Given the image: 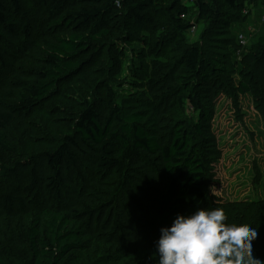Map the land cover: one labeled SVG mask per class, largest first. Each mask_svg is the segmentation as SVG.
Returning a JSON list of instances; mask_svg holds the SVG:
<instances>
[{
    "label": "trees",
    "instance_id": "1",
    "mask_svg": "<svg viewBox=\"0 0 264 264\" xmlns=\"http://www.w3.org/2000/svg\"><path fill=\"white\" fill-rule=\"evenodd\" d=\"M240 1L219 0L232 11ZM196 3L190 20L176 0H0V264H155L159 229L207 208L221 157L216 89L252 87L213 78L203 46L186 42L184 32L220 15ZM134 42L138 91L125 96L110 79L127 58L122 45ZM167 43L181 51L175 64L152 58ZM240 54L264 105V35ZM62 87L81 99L73 131L24 151L12 124L27 129L22 118ZM185 102L202 115L190 125L199 144L190 119L171 117ZM252 253L264 264V247Z\"/></svg>",
    "mask_w": 264,
    "mask_h": 264
},
{
    "label": "rangeland",
    "instance_id": "2",
    "mask_svg": "<svg viewBox=\"0 0 264 264\" xmlns=\"http://www.w3.org/2000/svg\"><path fill=\"white\" fill-rule=\"evenodd\" d=\"M163 1L170 4L175 0ZM176 1L189 8L190 20L198 14L196 0ZM202 1L218 9L219 18L206 20L199 27H191L184 32V39L203 46L204 56L209 62L206 70L213 78L222 79L228 73L232 75L234 84L245 80L252 87L250 92L244 94L229 91L221 84L216 89L211 129L221 149V157L213 161L210 167L213 179L209 186L207 209L222 208L228 224L255 227L258 234L252 241V249H260L264 247V105L257 85L242 63L240 52H248L257 38L264 35V0H241L235 11L223 7L219 0ZM236 44L239 45V52L234 48ZM122 46L127 58L110 82L119 94L130 96L138 91L135 85L138 81L132 76L129 66L132 48L139 47V43ZM164 47L162 52L156 51L152 58L175 64L181 51L171 48L169 43ZM226 61L233 63V72L225 67ZM105 65V61H99L92 67ZM64 87L56 97L52 96L22 118L27 129L16 122L12 124L11 134H15L24 151L56 146L63 135L73 131L81 99L71 88ZM189 89L190 86L184 89L183 94H187ZM183 105L185 107L176 104L171 117L181 122L190 119L189 123H184L186 130L192 142L198 141L199 144V138L190 125L199 122L202 115L191 110L186 102Z\"/></svg>",
    "mask_w": 264,
    "mask_h": 264
},
{
    "label": "clouds",
    "instance_id": "3",
    "mask_svg": "<svg viewBox=\"0 0 264 264\" xmlns=\"http://www.w3.org/2000/svg\"><path fill=\"white\" fill-rule=\"evenodd\" d=\"M222 208L177 214L159 229L155 264H260L253 256L255 227L228 224Z\"/></svg>",
    "mask_w": 264,
    "mask_h": 264
},
{
    "label": "built area",
    "instance_id": "4",
    "mask_svg": "<svg viewBox=\"0 0 264 264\" xmlns=\"http://www.w3.org/2000/svg\"><path fill=\"white\" fill-rule=\"evenodd\" d=\"M242 38V37H241ZM242 42H243V40H242Z\"/></svg>",
    "mask_w": 264,
    "mask_h": 264
}]
</instances>
